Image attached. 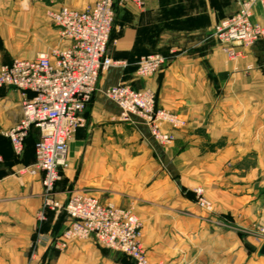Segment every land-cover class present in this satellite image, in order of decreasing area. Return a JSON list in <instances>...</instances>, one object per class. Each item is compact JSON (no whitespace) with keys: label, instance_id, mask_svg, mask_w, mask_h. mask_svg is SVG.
Returning <instances> with one entry per match:
<instances>
[{"label":"crops","instance_id":"crops-1","mask_svg":"<svg viewBox=\"0 0 264 264\" xmlns=\"http://www.w3.org/2000/svg\"><path fill=\"white\" fill-rule=\"evenodd\" d=\"M93 1L0 0V67L68 47L47 12ZM239 1L116 0L107 56L118 63L99 74L54 198L64 204L79 192L134 208L149 264H264L252 237H245V253L234 251L235 226H264V43L236 47L240 55L231 60L212 36ZM252 11L259 22V8ZM154 52L168 56L164 65L138 77L139 58ZM119 83L150 90L157 108L184 121L179 129L162 124L174 135L171 144L157 143L142 119L120 116L104 95ZM21 101L19 91L0 88V264H27L41 225L48 235L67 219L64 211L47 212L43 224L36 219L40 175L19 171L34 161L38 130L31 129L20 156L5 136L21 119ZM196 187L205 190L211 213L194 202ZM35 248L43 264H131L93 240Z\"/></svg>","mask_w":264,"mask_h":264},{"label":"built area","instance_id":"built-area-1","mask_svg":"<svg viewBox=\"0 0 264 264\" xmlns=\"http://www.w3.org/2000/svg\"><path fill=\"white\" fill-rule=\"evenodd\" d=\"M115 3L116 0H94L80 10L62 6L48 11L59 38L69 46L54 48L50 54H39L34 59L14 58L0 67V88H13L22 96L21 119L5 136L13 153L20 156L30 128L38 130L34 161L19 172L40 175L42 203L36 213L38 222L42 223L49 211H64L67 216L68 225L56 241L37 234L36 245L64 249L74 241L93 240L99 247L128 256L134 264H149L142 245V222L131 207L121 208L79 192L70 195L64 204L54 198L55 185L69 168L68 143L76 129L85 125L83 113L96 91L99 74L118 63L107 56ZM255 6L260 10L259 22L252 19ZM212 36L231 60L240 55L236 47L264 43V0H240L237 11L213 27ZM167 57L161 53L140 57L136 75L152 76ZM104 95L119 107L123 119H142L160 145L174 140L172 133L162 131V124L172 129L184 126L176 114L155 107L150 90L119 83L105 89ZM196 203L210 210L205 199L197 197ZM255 241L264 245V227L255 231Z\"/></svg>","mask_w":264,"mask_h":264},{"label":"rangeland","instance_id":"rangeland-1","mask_svg":"<svg viewBox=\"0 0 264 264\" xmlns=\"http://www.w3.org/2000/svg\"><path fill=\"white\" fill-rule=\"evenodd\" d=\"M114 16H115V13H114ZM164 65V64H163ZM162 65V66H163ZM162 66L160 67V69L162 68ZM159 69V70H160ZM154 75V74H153ZM154 101H155V98H154ZM155 107H156V105H155ZM183 127V126H182ZM179 129V128H178ZM174 136V135H173ZM174 141V140H173ZM172 141V142H173ZM165 146V145H164ZM197 190H199L200 191V193L199 194H197ZM197 197H200V198H203V199H205L208 203H209V205H210V210L209 211H207V210H205V209H203L202 207H200V208H202L203 209V211L205 212V213H211L212 212V203L210 202V200H209V198L207 197V194H206V192H205V190L202 188V187H196V188H194V190H193V199H194V202L196 203L197 202ZM197 204V203H196ZM197 206L199 207V205L197 204ZM132 208V207H131ZM133 209V211H134V208H132ZM44 222V221H43ZM42 222V223H43ZM142 222V221H141ZM41 223V224H42ZM142 227H143V224H142ZM258 227H264V226H261V225H256V226H253V227H249L247 230H245V227L244 226H235L234 227V242H235V247H234V251H235V253H245V237H252L254 240H255V231L257 230V228ZM142 231H143V229H142ZM37 234H42V235H46L44 232H37ZM37 234L35 235V240H34V246H33V248H32V250L30 251V253L28 254V257H27V264H33V261H37V264H43L42 263V260H43V257H41V258H39L38 256H37V253H35L36 252V248L35 247H37L38 245H36V240H37ZM46 236H48V237H50L49 235H46ZM143 237V236H142ZM255 243H256V248L258 247V248H262L261 247V245L259 244V243H257L256 241H255ZM142 245H143V248H144V250H145V253H146V249H145V247H144V244H143V241H142ZM51 247H53V246H51ZM53 248H55V247H53ZM57 249V248H56ZM105 249V248H104ZM112 251V250H111ZM242 251V252H241ZM113 252H115V251H113ZM116 254H119V255H123V256H126V255H124V254H122V253H119V252H115ZM146 256H147V259H148V263H149V258H148V255H147V253H146ZM126 257H128V256H126ZM128 259H129V257H128ZM130 260V259H129ZM130 262H131V264H134L133 263V261L132 260H130Z\"/></svg>","mask_w":264,"mask_h":264},{"label":"trees","instance_id":"trees-1","mask_svg":"<svg viewBox=\"0 0 264 264\" xmlns=\"http://www.w3.org/2000/svg\"><path fill=\"white\" fill-rule=\"evenodd\" d=\"M112 32V31H111ZM154 53H157V52H154ZM31 129H33V127H31L30 128V130H29V132H28V135H29V133H30V131H31ZM35 129V128H34ZM27 135V136H28ZM43 224V223H42ZM67 225H68V220L66 219V225L64 226V228L62 229V231L61 232H57V230H55V229H52L51 231H49L48 232V235L50 236V238H51V240L52 241H56L59 237H60V235H61V233L64 231V229L67 227ZM44 224H43V226L41 225V228H42V230L40 231V232H47V231H45L44 230ZM48 248H53V247H48ZM123 256V255H122ZM126 260L128 259V257H126V256H123ZM130 259V258H129ZM128 259V261H130Z\"/></svg>","mask_w":264,"mask_h":264},{"label":"water","instance_id":"water-1","mask_svg":"<svg viewBox=\"0 0 264 264\" xmlns=\"http://www.w3.org/2000/svg\"><path fill=\"white\" fill-rule=\"evenodd\" d=\"M260 253L264 254V246L260 249Z\"/></svg>","mask_w":264,"mask_h":264}]
</instances>
